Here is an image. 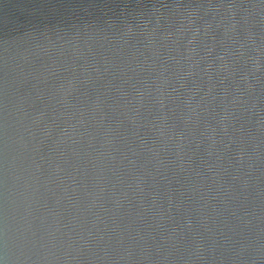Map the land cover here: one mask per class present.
<instances>
[{"label": "water", "instance_id": "obj_1", "mask_svg": "<svg viewBox=\"0 0 264 264\" xmlns=\"http://www.w3.org/2000/svg\"><path fill=\"white\" fill-rule=\"evenodd\" d=\"M0 264H264V0H0Z\"/></svg>", "mask_w": 264, "mask_h": 264}]
</instances>
